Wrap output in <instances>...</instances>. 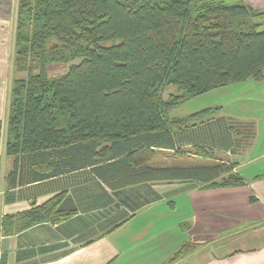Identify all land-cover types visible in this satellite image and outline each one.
Here are the masks:
<instances>
[{
  "label": "trees",
  "instance_id": "1",
  "mask_svg": "<svg viewBox=\"0 0 264 264\" xmlns=\"http://www.w3.org/2000/svg\"><path fill=\"white\" fill-rule=\"evenodd\" d=\"M61 62L67 70L50 75V65ZM11 71L25 76L12 79L0 118V147L14 160L10 189L75 171L109 188L174 180L240 185L233 164L151 162L159 150L185 153V136L221 106L184 117L170 116L173 109L221 87L264 79V9L224 0H18ZM192 150L217 158L207 145ZM66 192L4 215L2 231L68 218L74 210L60 208ZM15 198L12 190L7 201ZM194 249L185 242L167 264Z\"/></svg>",
  "mask_w": 264,
  "mask_h": 264
},
{
  "label": "crops",
  "instance_id": "2",
  "mask_svg": "<svg viewBox=\"0 0 264 264\" xmlns=\"http://www.w3.org/2000/svg\"><path fill=\"white\" fill-rule=\"evenodd\" d=\"M248 3L264 9V0ZM17 7L18 0H0V118L14 78ZM255 88L254 106L248 103L244 116L218 110L185 136V153L163 149L155 159V166H173L165 160L185 154L202 159L190 166L233 164L244 179L240 185L174 180L109 188L96 177L80 180L84 173L75 171L10 189L6 177L14 160L1 153L0 264H167L185 242L195 249L180 264H264V79ZM193 144L210 146L217 158L198 156ZM64 188L60 208L74 210L71 216L13 234L2 231L4 215L29 209L32 200L44 203ZM12 190L16 198L7 201Z\"/></svg>",
  "mask_w": 264,
  "mask_h": 264
},
{
  "label": "rangeland",
  "instance_id": "3",
  "mask_svg": "<svg viewBox=\"0 0 264 264\" xmlns=\"http://www.w3.org/2000/svg\"><path fill=\"white\" fill-rule=\"evenodd\" d=\"M228 3H235L239 1H245L248 3L249 0H224ZM251 2L254 0H250ZM250 3V2H249ZM77 61V60H75ZM69 66V63H58L50 65L49 67V74L59 75L67 70ZM15 77L25 76V73L20 74H14ZM255 82L253 80L245 81L242 83H235L226 87H221L218 89H215L213 91H210L208 93L196 96L194 98L189 99L185 103L179 105L175 109H173L170 112V116H177V117H184L191 113H194L200 109L209 107V106H221V111L228 115L233 116H244L245 111L247 110L245 107L248 106V103L252 104L254 106L255 98H256V89L255 88ZM9 93H7L8 95ZM5 103L9 100L6 96ZM7 111H2L3 116L5 117ZM3 153V144L0 147V154ZM159 151H157L156 155L154 156V159L152 160V165H156L157 158H162L161 154L159 155ZM189 156L185 154V156L177 157L173 156L168 157L165 161L166 163H170L173 165H193V164H199L201 163L202 159L191 161L190 159H187ZM221 159V158H220ZM196 166V165H195ZM191 257L192 255H188ZM182 260L178 261L175 264H180Z\"/></svg>",
  "mask_w": 264,
  "mask_h": 264
}]
</instances>
